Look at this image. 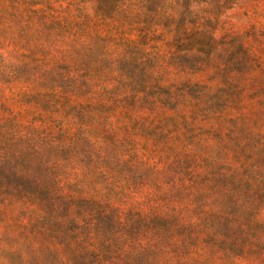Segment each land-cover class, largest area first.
<instances>
[{"label":"rangeland","instance_id":"rangeland-1","mask_svg":"<svg viewBox=\"0 0 264 264\" xmlns=\"http://www.w3.org/2000/svg\"><path fill=\"white\" fill-rule=\"evenodd\" d=\"M155 233L147 263L264 264V0H0V264Z\"/></svg>","mask_w":264,"mask_h":264},{"label":"trees","instance_id":"trees-1","mask_svg":"<svg viewBox=\"0 0 264 264\" xmlns=\"http://www.w3.org/2000/svg\"><path fill=\"white\" fill-rule=\"evenodd\" d=\"M43 205H44V208H47L48 209V213L49 214L53 213L56 209L58 210L61 207H65L64 208V211H65L66 208L68 207V204L67 203L66 204H61V203H58L56 201H50V200L48 202H45ZM56 216L57 215L51 216L50 218H57ZM109 222H110L109 221V218L104 217V218H101L99 220V222L97 221L96 226L100 227V231H102V233H103L104 230L107 229V227H108L107 225H109ZM61 239H62V241H65V238L64 237L61 238ZM168 240H170V236L169 235H166V234L160 235L158 233L151 234V239L149 240V242L146 245L147 248L144 249L145 253H147V254L144 257L143 264H154L155 263L154 261H152V263H147V260L150 259V261H151V257H150L151 254H153V258H155L154 256H158V253H156V252L157 251H161V247ZM106 241L107 240L104 239V243Z\"/></svg>","mask_w":264,"mask_h":264}]
</instances>
